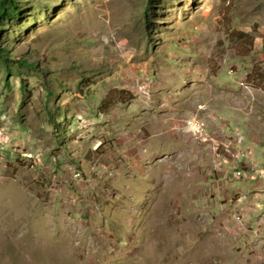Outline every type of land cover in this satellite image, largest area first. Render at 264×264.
<instances>
[{
	"label": "rangeland",
	"instance_id": "374dc122",
	"mask_svg": "<svg viewBox=\"0 0 264 264\" xmlns=\"http://www.w3.org/2000/svg\"><path fill=\"white\" fill-rule=\"evenodd\" d=\"M16 2L0 264H264V0Z\"/></svg>",
	"mask_w": 264,
	"mask_h": 264
},
{
	"label": "crops",
	"instance_id": "0c3cea01",
	"mask_svg": "<svg viewBox=\"0 0 264 264\" xmlns=\"http://www.w3.org/2000/svg\"><path fill=\"white\" fill-rule=\"evenodd\" d=\"M107 115L112 116L110 112H108ZM98 117H99V116H98ZM100 119H101V121L103 122V120H102L103 117L97 118V120H99V121H100ZM143 119H144V118H138V117L134 116V117H133L134 122L132 123L131 130L128 129V127L126 128V130L129 131V132H133V133H135V139H136V140H137V139H138V140H142V139L145 138V142L150 141V142H148V145H149V144L155 142V141H154V138H155L156 135H157V134H155V133H156V131H155V126H157V123H158V122H157V120H154L153 122H145V123L141 124L140 121H142ZM170 122H172V121H170ZM172 123H173V122H172ZM109 124H111V125H112V128H113V125H114V124H117V125L120 124V121H119L118 118H115V117H114V119L112 120V117H111ZM146 125H153V126L150 128V130H147V128L145 127ZM127 126H128V124H127ZM112 128H108V129H107V130L109 131V133L112 132ZM156 130H157V127H156ZM161 131H163V128H162V127H161ZM107 135H108V134H107ZM117 135H118V134H117ZM117 135H115V134L108 135V137L106 138V140H109V139L114 140V139L116 138ZM124 135H128V134L120 135L119 140H118L117 142H114V143H118L119 146H122V147L125 146V148H126L127 150L124 151V153L128 154V152H129L130 150H132V148H134V146H133V144H131L132 147H130L129 145H126L127 143H126V141L124 140ZM82 138H85V135H83ZM118 144H117V145H118ZM146 144H147V143H146ZM127 146L130 147V148H127ZM139 151H142V148H141ZM120 161H121V159L119 160V162H120ZM120 163H121V162H120ZM140 163H141V160H139V163L137 164V166H135V168L137 167L138 169H140ZM121 167H122V166H121ZM118 170L123 171L121 168L118 169ZM118 177H122V176H118Z\"/></svg>",
	"mask_w": 264,
	"mask_h": 264
},
{
	"label": "built area",
	"instance_id": "2783aa9c",
	"mask_svg": "<svg viewBox=\"0 0 264 264\" xmlns=\"http://www.w3.org/2000/svg\"><path fill=\"white\" fill-rule=\"evenodd\" d=\"M188 130L199 140H202L204 142H212V146L214 148V156H217V158H221V154L217 153L214 147V144L217 143L215 139H213L210 136V133L206 130L204 127V124L200 122H196L193 119L188 120L187 122ZM223 165V159L221 158V167ZM238 175H243V171L239 170L237 171ZM79 174H76V177H78Z\"/></svg>",
	"mask_w": 264,
	"mask_h": 264
},
{
	"label": "trees",
	"instance_id": "16d2710c",
	"mask_svg": "<svg viewBox=\"0 0 264 264\" xmlns=\"http://www.w3.org/2000/svg\"><path fill=\"white\" fill-rule=\"evenodd\" d=\"M20 14L16 0H0V20ZM7 49H0V56H6Z\"/></svg>",
	"mask_w": 264,
	"mask_h": 264
}]
</instances>
